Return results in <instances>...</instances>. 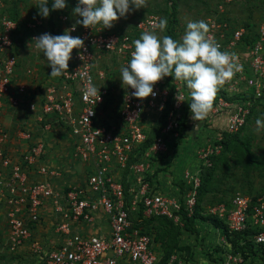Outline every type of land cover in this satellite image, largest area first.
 <instances>
[{"label":"built area","instance_id":"built-area-1","mask_svg":"<svg viewBox=\"0 0 264 264\" xmlns=\"http://www.w3.org/2000/svg\"><path fill=\"white\" fill-rule=\"evenodd\" d=\"M76 2L71 0V9ZM224 5L202 20L208 38L233 54L241 70L218 86L206 117L193 121L183 81L164 77L154 84L155 95L143 99L131 97L127 86L117 97L110 85L113 76L106 67L111 61L126 65L132 41L142 32L158 34V15L146 16L130 28L76 25L70 34L83 39V48L73 52L61 84L46 86L36 102L33 79L17 80L19 35L22 29L28 31L24 46L37 50L31 39L50 32L40 22L22 26L5 13L0 0V264H186L184 252L166 258L156 236L136 220L165 217L184 227L182 213L191 217L195 212L199 178L186 174L187 189L174 195L156 180L154 168L165 159L171 141L188 134L194 124L199 132L209 126L236 134L257 110L264 111V13L258 21L239 24L223 15ZM77 18L71 10L59 16V23L70 29ZM89 80L100 88V99L83 95ZM26 103L41 135L26 129L10 132L5 124L6 112ZM169 106L159 135L144 148L151 129L148 120L161 119ZM54 127L62 132L70 128L72 144L65 154L69 164L82 167L78 185H60L62 169L47 160L45 136ZM222 141L219 133L213 143L199 146L198 172L222 154ZM100 213L109 225L108 236L76 231ZM207 215L222 220L230 238L240 235L231 242L222 229H215L219 247L210 254L212 264H264V192L251 197L236 193L229 203L209 208ZM45 224H52L55 243L48 234L39 238ZM193 259L188 264H195Z\"/></svg>","mask_w":264,"mask_h":264},{"label":"rangeland","instance_id":"rangeland-1","mask_svg":"<svg viewBox=\"0 0 264 264\" xmlns=\"http://www.w3.org/2000/svg\"><path fill=\"white\" fill-rule=\"evenodd\" d=\"M173 2L177 6L176 18L178 23L175 29L176 40L182 38L188 20H202L211 13L218 12L222 4H225L223 15L239 24L248 21H258L264 13V0H173ZM3 3L5 5V13L9 17L20 22L22 26H25L29 22H40L43 29L52 34L51 27H53L58 35L63 34L66 29L59 23V16L72 10L71 0H67L64 9L52 11L51 0H49V17L41 18L37 15L38 10L36 8L39 0H3ZM169 6V0H145L144 7L134 9L125 17L118 18L113 23L112 27L114 29L121 27L130 28L133 27L136 22L149 15H158L160 18H165L168 25L169 16L166 12ZM166 28L163 32L159 31L157 35L160 37L166 35ZM27 32L28 31L22 29L19 35V45L17 46V55L19 58L17 80L33 79L34 82H32V84L34 88L32 94L34 101L40 102L43 97L44 88L48 85L58 84L57 86H59L61 84V79L60 76L50 77L48 75L50 73V68L39 50L24 46V44H26ZM53 35H55V33H53ZM74 51L75 49L72 50V54ZM110 67H106L109 74L113 76L111 80L113 84L110 85L113 86L114 94L119 97L126 87V85H121V81L119 80L121 64L117 61H111ZM29 71H31L30 75L31 77L33 76V78L30 77ZM23 110H25V105ZM23 110L21 109L19 111L22 112ZM257 118L264 120V111L257 110L250 118L243 131L239 132L231 139L221 158L211 162L213 165L209 167L202 166L201 173L198 172V166H201V162L199 161L200 155L198 154L200 151L199 146L201 144L213 143L216 139V135L218 133L222 134V132L219 131L220 129L218 127L205 126V132L190 131L191 133L189 132L179 138L180 141H171L169 152L165 156V159L170 158L172 161L169 165L170 167L164 165L165 167L159 168L158 165L157 170L154 168L157 177L168 178V190H166L167 187L164 189L160 183L162 190L174 195L179 192L180 187L183 188L184 191L185 188L187 189L188 185L183 181L186 174L194 176V178H199L200 187L203 184L205 186V193L200 201V209L206 215L209 208L215 205L229 203L236 193H242L251 197L264 192V129L257 131L255 123ZM156 120H158L157 117L150 118L147 122L149 127L156 123ZM19 126L22 128V126L27 127L28 125L20 124ZM193 126L197 129V124ZM69 132L70 128H68L67 131L65 130V132H58L57 128L54 127L49 134H46L47 137L50 135L48 138L51 145L49 147V154H51L52 160L54 159L57 161L56 164L54 163L55 166L62 169L63 175L67 177L68 180L72 171H75L74 174L77 175L76 177H81L80 174L82 170L80 164L75 166L69 164V157H66L72 144ZM41 133L42 132H38L37 134ZM159 161L161 162L163 159ZM156 180L159 179L157 178ZM48 218H50L49 215ZM152 222L153 224L150 225ZM138 224L142 227V230L156 236V239L165 252L167 250L172 252L177 246H180L178 251L184 252L182 260L186 261V264H188V261L193 259V257V261L196 260L195 264H212L213 260L210 254L213 253L212 251H215L214 249L216 247H219L217 245L219 236L215 228L210 224V226H208V224L207 226L200 224L199 231H197L196 226L191 231L187 229L188 227L186 225L184 227L175 226L164 217H160L154 221L147 220L138 222ZM44 227V230L38 234L40 235L39 238L42 240L41 236H46L48 234L49 239L53 243L58 241L52 224H45ZM42 243L45 244L44 242ZM7 256L11 257L13 255Z\"/></svg>","mask_w":264,"mask_h":264},{"label":"clouds","instance_id":"clouds-1","mask_svg":"<svg viewBox=\"0 0 264 264\" xmlns=\"http://www.w3.org/2000/svg\"><path fill=\"white\" fill-rule=\"evenodd\" d=\"M66 3L67 0H51V10H62ZM144 6L145 0H77L72 13L78 18L70 29H65L60 35L44 32L31 41L49 66L48 75L59 77L68 68L72 50H80L84 45L81 37L70 35L76 25L89 28L99 24L103 29L111 28L118 18ZM36 8L38 16L49 17V0H39ZM166 26L167 20L161 18L159 30L163 32ZM207 33L208 25L203 20H188L180 40L168 35L160 37L152 31L142 32L138 39L132 41L134 50L130 60L120 67L121 85L132 90L131 97L143 99L155 95L153 86L157 81L171 76L183 81L188 89L191 119H204L213 106L218 86L241 70L234 55L221 51ZM99 89L89 80L83 95L86 98L99 96L100 99ZM255 123L257 131L264 129V120L257 118Z\"/></svg>","mask_w":264,"mask_h":264},{"label":"crops","instance_id":"crops-1","mask_svg":"<svg viewBox=\"0 0 264 264\" xmlns=\"http://www.w3.org/2000/svg\"><path fill=\"white\" fill-rule=\"evenodd\" d=\"M71 10V9H70ZM111 84H113V82H111ZM116 96V95H115ZM23 107H24V105H23ZM23 107H21L19 110H23ZM16 111V112H14V111H12V110H8L7 112H6V115H5V124H6V126L8 127V129L10 130V132H16V131H18L19 129H26V130H31L32 132H35V134L36 135H39V134H37L38 132H42V130H40L39 129V127L37 126V123H36V121H35V117H34V114L33 113H31L30 112V110H29V108H28V105H27V103L25 104V110H23L22 112L21 111ZM25 111V112H24ZM19 123V124H18ZM17 124V125H16ZM20 124H22V125H28L27 127H23L22 126V128H21V126H19ZM28 127H30V128H28ZM197 128H198V126H197ZM57 130H58V132H62L61 130H60V128H57ZM191 132H199V130L198 129H196L193 125H192V129L190 130ZM190 132V133H191ZM49 134V133H48ZM219 134V133H218ZM41 135V134H40ZM49 136L50 135H48V137L47 136H45L46 137V140H47V144H48V146L50 147L51 145H50V143H49V141H48V138H49ZM216 137H217V135H216ZM49 151H50V148H49ZM49 159H47L48 160V162L49 163H57V161L56 160H52V156H51V154L49 155V157H48ZM62 160H63V156H62ZM164 162V163H163ZM171 159L170 158H167V159H163V161H161V162H159L158 163V165H159V168H161V167H165L164 165H166V166H169L170 164H171ZM64 163V162H63ZM54 164V165H55ZM170 167V166H169ZM75 173V171H72L70 174V177H69V180L67 179V177H65L64 175H63V177L60 179V185H66V186H68V185H78L79 183H81L82 182V180H83V178H82V176L81 177H76L77 175H75L74 174ZM78 178V179H77ZM156 178H158L159 180V182L161 183V185H162V187L165 189L166 187H167V189L166 190H168V182H167V180H168V178L167 177H164V178H159V177H157L156 176ZM161 179V180H160ZM47 216V215H46ZM49 218H48V216L46 217V222H47V220H48ZM153 224V222L152 223H150V225H152ZM200 224H204V225H206L207 226V224L208 223H204V222H201V221H196L195 222V226L197 227V231H199V227H200ZM208 226H210L209 224H208ZM109 225H108V223H107V220H106V217L102 214V213H100L99 214V216L98 217H96V220L92 223V224H88V225H82L81 227H78L77 229H76V231H78L79 233H82V234H89V233H94V234H102V235H106V236H108V234H109ZM40 232H42V230L40 231ZM40 232H39V234H40ZM45 234V233H44ZM40 236V235H39ZM48 236V235H47ZM46 236V237H47ZM193 250V249H192ZM22 252H25L26 251V248L24 247V248H22V250H21Z\"/></svg>","mask_w":264,"mask_h":264},{"label":"trees","instance_id":"trees-1","mask_svg":"<svg viewBox=\"0 0 264 264\" xmlns=\"http://www.w3.org/2000/svg\"><path fill=\"white\" fill-rule=\"evenodd\" d=\"M169 5H170V6H169V9H168L167 12H166V13L168 14V16H169V19H168L169 23H168L167 28H166V30H167V31H166V35L171 36L173 39H175V37H176V30H175V29H176V25H177V23H178L177 18H176L177 6H176V4L173 2V0H169ZM213 13H215V12H213ZM213 13H211V14H213ZM10 18H12V17H10ZM12 19H13V18H12ZM14 20H15V19H14ZM16 21H17V20H16ZM51 29H52L51 32L55 33V35H58V33H56V30H55L53 27H51ZM53 33H52V34H53ZM169 109H170V106H169V108L163 113L161 119L157 120V122L154 123V124L151 126L150 134H149V138H148V141H147V143L145 144L144 148H146V147H148L149 145H151L152 142L155 140V138H157V136L159 135V133H160V131H161L163 125H164L165 117H166V115H167ZM242 131H243V130H241L240 132H242ZM238 133H239V132H238ZM238 133H236V134H229V133H227V132H222V137H223V141H222V143H223V146H224V148H223V152H222L221 155H219V156H217V157H212V158H211V161H212V162H214L216 159L221 158V156H222V155L224 154V152H225L226 146L229 145L231 139H233ZM215 140H216V139H215ZM215 140H214V141H215ZM179 141H180V140H179ZM214 141H213V142H214ZM212 165H213V164H212ZM180 188H181V187H180ZM204 193H205V186H204V184H203V185H202L201 187H199V189H198V194H197V205H196V208H195V212H194V214H193L191 217H188L186 213H182V214H183V217H184V219H185V225L188 227L187 229H189V231L193 230V229L195 228V222L198 220V221H201V222L208 223V224L212 225L215 229H222L223 232H224L223 234H224L227 238H229L231 242H235V240H236L237 238L240 237L239 234H236L235 236H233L234 238H230V235H229V233H228L227 226L225 225V223H224L222 220H220V219H218L217 217L212 216V215H206V214H204L203 211L200 209V201H201V198H202V196H203ZM141 217H142V216L140 215L138 219H141ZM158 218H160V217H158V216H154V217L148 218V219L143 220V221H147V220H149V221H154L155 219H158ZM164 218H165V217H164ZM166 219H167V218H166ZM168 220H169V219H168ZM143 221H141V222H143ZM169 221H170V220H169ZM136 222H137V224H138L139 221L136 220ZM170 222H172V221H170ZM172 223H173V222H172ZM173 224H174V223H173ZM138 225H139V224H138ZM178 247H179V248H178ZM178 249H180V246H177V248L174 249L172 252L169 251V250H167V251L165 252V254H166V255H165L166 258L169 257L171 254L175 253L176 250H177L176 252H181V251H178Z\"/></svg>","mask_w":264,"mask_h":264}]
</instances>
